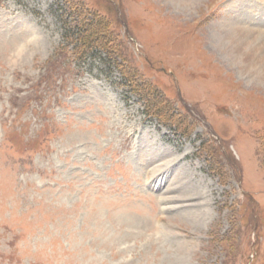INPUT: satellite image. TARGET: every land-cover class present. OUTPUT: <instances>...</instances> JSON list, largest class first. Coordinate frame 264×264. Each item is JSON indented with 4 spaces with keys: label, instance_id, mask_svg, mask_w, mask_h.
<instances>
[{
    "label": "rangeland",
    "instance_id": "obj_1",
    "mask_svg": "<svg viewBox=\"0 0 264 264\" xmlns=\"http://www.w3.org/2000/svg\"><path fill=\"white\" fill-rule=\"evenodd\" d=\"M0 264H264V0H0Z\"/></svg>",
    "mask_w": 264,
    "mask_h": 264
},
{
    "label": "trees",
    "instance_id": "obj_2",
    "mask_svg": "<svg viewBox=\"0 0 264 264\" xmlns=\"http://www.w3.org/2000/svg\"><path fill=\"white\" fill-rule=\"evenodd\" d=\"M69 14L72 15V17L76 16L75 11L71 12L69 11ZM90 24H94L95 26H102L101 28H103V23H101L98 20H91ZM66 23V22H64ZM70 35L71 38L76 40L77 43V48H79V53H80V59L84 56V54H88L89 53V49L93 46H95L96 48L102 50L103 52L109 54L110 50H109V46L107 45L106 41L100 40L96 37H89V35H86L83 31V28L79 27V26H67L66 31H65V36ZM93 38V39H91ZM93 50V49H90ZM106 54V55H107ZM83 55V56H82ZM82 56V57H81ZM109 58H111L109 56ZM159 114H161L159 112Z\"/></svg>",
    "mask_w": 264,
    "mask_h": 264
}]
</instances>
